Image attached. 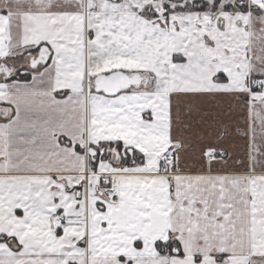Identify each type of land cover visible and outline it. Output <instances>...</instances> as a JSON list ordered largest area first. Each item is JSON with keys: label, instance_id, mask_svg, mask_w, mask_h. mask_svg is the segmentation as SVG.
I'll return each mask as SVG.
<instances>
[{"label": "snow or ice", "instance_id": "1", "mask_svg": "<svg viewBox=\"0 0 264 264\" xmlns=\"http://www.w3.org/2000/svg\"><path fill=\"white\" fill-rule=\"evenodd\" d=\"M0 264H264V0H0Z\"/></svg>", "mask_w": 264, "mask_h": 264}]
</instances>
